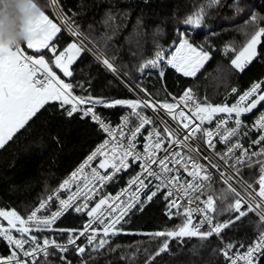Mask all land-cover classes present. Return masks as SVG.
Listing matches in <instances>:
<instances>
[{"label":"snow or ice","instance_id":"obj_1","mask_svg":"<svg viewBox=\"0 0 264 264\" xmlns=\"http://www.w3.org/2000/svg\"><path fill=\"white\" fill-rule=\"evenodd\" d=\"M38 4L41 10L28 29L26 47L0 46V155L11 154L8 168L15 166L21 153L38 156L43 161L39 171L47 166L52 175L65 152L73 154L68 136L74 126L87 124L100 142L89 147L82 162L26 216L15 208H0V217L7 221V227L0 224V241L6 242L0 264H96V257L121 247L113 246L114 238L130 231L132 217L161 198L168 222L173 218L180 222L140 233L149 241L143 264H163L165 255L183 256V246L193 238L201 248L210 249L214 259L179 264H264V112L251 127L243 119L264 107V79L242 91L232 87L224 103L208 102L192 87L182 95L167 90L170 70L196 77L213 49L207 39L196 43L187 29L179 31L176 26L207 28L208 10L221 7L222 0H207L183 20L165 11V0H124L123 7L112 3L99 22L103 31L98 34L94 23L85 30L78 13L68 9L71 15H67L58 0ZM227 6L234 9V16L248 17L242 30L250 27V31H245L246 41L239 49L225 44L217 51L232 53L230 64L238 72L256 61L264 64V6L256 11L255 5L241 0ZM45 7H51L59 24L45 14ZM169 27L174 32L165 45L161 38L167 37ZM64 30L75 38L66 46ZM121 37L124 43H119ZM147 37L153 44L150 57L144 53ZM125 44L138 76L127 65L122 66L127 70L117 65ZM82 53L91 54L92 61L77 78L73 65ZM93 66L96 75L111 74L130 98L94 95ZM146 73L155 74L156 83L164 82V99L156 84L147 87ZM232 94L235 102L229 104ZM100 108L124 114L114 123ZM254 164L259 172L253 178ZM137 165L139 170L129 175L120 191L106 193ZM217 178L222 181L219 189L214 187ZM65 214H86L88 219L82 227H61L57 222ZM245 221L258 229L250 242L231 235ZM139 252L137 246L119 259L139 264Z\"/></svg>","mask_w":264,"mask_h":264},{"label":"trees","instance_id":"obj_2","mask_svg":"<svg viewBox=\"0 0 264 264\" xmlns=\"http://www.w3.org/2000/svg\"><path fill=\"white\" fill-rule=\"evenodd\" d=\"M41 4H47L48 0H37ZM59 5L64 9L67 15H71V12L78 13V21L82 23L83 28L87 29L88 23H94L97 34L103 31L102 25L99 23L104 15L105 10L115 3L118 7H123L124 0H58ZM159 2V0H157ZM241 2H247L255 5V10L264 6V0H241ZM167 4V11L169 14L175 12L180 20H183L187 15L193 14L198 8L207 3V0H165ZM234 0H222L221 7H213L209 9L210 15L208 16L206 23L207 28L201 26L195 28L193 31L192 26H186L179 24V31L188 30L189 36L196 43L202 42L207 39L212 45V56L207 61L204 67L197 73L196 77H183L180 74H176L170 70V74L167 78V90L169 92H179L185 88L192 87L198 95L203 98L207 96L208 102L211 103H224L225 96L231 92L232 87L245 90L253 81L260 80L264 77V64L256 61L249 65L245 71L238 72L232 69L230 64V57L232 53L225 56L222 51L217 49H223L225 44L234 45L237 49L241 47L245 41V31H250L249 28H243L244 20L248 19L247 16L240 18L234 16V9L229 8L227 5L233 4ZM71 9V12H68ZM45 14L49 16L53 22L59 24L52 12L51 7L43 8ZM264 15V13H261ZM232 18V19H229ZM264 26V23L261 24ZM130 27V26H129ZM174 29L169 27L167 37L161 38V43L167 45L171 42ZM212 33H215L213 35ZM127 34V33H125ZM60 35V34H58ZM73 37L63 31L64 46L67 43L73 42ZM144 53L146 57H150L153 52V44L151 37L144 38ZM119 43H124L121 37ZM132 50H135V43L132 44ZM49 55H51L49 53ZM82 58H78L77 62L73 65L77 72V78H79V70L85 67L92 61L91 54H81ZM120 60L117 61V65L124 69L122 66L127 65L128 69H132L134 76L139 74L134 71L133 65L136 63L129 51V46L124 45V49L120 54ZM92 73L96 78L92 82L93 94L104 95L107 97L115 98H130L126 90L118 86V82L114 80L113 76L109 73L101 71L99 75H96V68L93 66ZM69 80V78H68ZM109 81L112 84L109 85ZM157 76L154 74L151 77L144 76V82L148 88H152L153 84H156V90L159 91L161 99H164V92L162 90L163 81L156 83ZM235 94L229 97L228 103H231ZM103 114L116 118L122 111L116 109H99ZM88 120V124H91ZM69 147L72 148L73 154H69L67 151L61 159L59 167L51 170L52 175H49V170L45 166V171L41 173L39 170L42 166V159L38 156H32L21 153L17 159L13 168H8V163L11 159V154L0 155V208L11 209L15 208L19 213L26 216L41 198L46 197L72 170L79 164L84 155L87 154L89 147H95L100 141L92 133L87 124H81L74 126L70 130L68 136ZM27 141H25V144ZM23 147V145L21 146ZM256 165H253L255 171ZM248 174V170L245 169ZM254 175V172L251 174ZM37 177H42L37 181ZM47 185V186H46ZM222 185L216 181L214 187L219 189ZM164 205L162 198L160 201L153 203L143 214H137L131 219V228L128 233H121L118 237L114 238L113 246L116 244L121 247L111 254H105L96 257V264H128L127 260H120L119 257L122 254L127 255L131 251L135 250L137 246L140 248V252L136 257L139 264H143L145 259L144 248L149 247L148 238L140 235V233L151 232L160 230L165 227H171L173 223H179L180 221L173 218V222L169 223L167 216L164 215ZM253 220L258 218L255 214H252ZM83 218L72 214H67L58 223L61 227H81ZM258 233V229L255 223H249L245 221L244 224L234 229L231 233L234 239L244 240L250 242L254 236ZM131 246V248H129ZM175 247V245H173ZM184 255L179 257L164 256L163 264H179L181 260H199L201 257L206 259H214L211 256L210 249L201 248L198 240H193L183 246ZM5 245L0 241V251L4 252ZM191 250V251H190Z\"/></svg>","mask_w":264,"mask_h":264},{"label":"clouds","instance_id":"obj_3","mask_svg":"<svg viewBox=\"0 0 264 264\" xmlns=\"http://www.w3.org/2000/svg\"><path fill=\"white\" fill-rule=\"evenodd\" d=\"M40 10L37 0H0V46L24 45L29 38L28 29Z\"/></svg>","mask_w":264,"mask_h":264},{"label":"built area","instance_id":"obj_4","mask_svg":"<svg viewBox=\"0 0 264 264\" xmlns=\"http://www.w3.org/2000/svg\"><path fill=\"white\" fill-rule=\"evenodd\" d=\"M74 38V37H73ZM173 72H175L174 70H172ZM176 74H179V73H176ZM261 79H264V77H262ZM250 86V85H249ZM248 86V87H249ZM185 89H187V88H185ZM183 91H184V89L183 90H181V91H179V92H175V93H173V94H179V95H182L183 94ZM168 99H169V101L171 100V97H168ZM235 102V100H234V98H233V100L231 101V103H234ZM231 103H229V104H231ZM261 112H264V107H259L258 106V109L257 110H254L252 113H250V114H244L243 115V119H244V123H245V125H247L248 127H251V124L257 119V117L259 116V114L261 113ZM124 114V112L122 111L116 118H111V116H108V115H106V114H104L105 116H108L114 123H118L119 122V117H120V115H123ZM220 116H223V114H219ZM90 122H91V120H89ZM198 123V122H197ZM207 123V122H206ZM211 127L212 128H214L215 127V118H214V120L211 122ZM255 132V130H253V133ZM145 135L147 134L146 132L144 133ZM253 138H255V135H253ZM139 140H140V145H139V147L141 148V150H142V144H143V136H140L139 138H138ZM213 140L214 141H218V137H213ZM245 145H247V141H245ZM221 147H223V146H221ZM82 162V161H81ZM76 166H78V164L76 165ZM75 166V167H76ZM74 167V168H75ZM74 168H73V170H74ZM72 170V171H73ZM139 170V168H138V165L137 166H134V170H133V172L132 173H129V174H124L123 176H122V179L119 181V183H113V184H111L109 187H108V189L106 190V193L107 192H110V193H112V195H115L116 194V192H118V191H120V189L127 183V180H128V178H129V175L130 174H134V172L135 171H138ZM258 172H259V169H258V167L256 166V168H255V171H254V175L252 176L253 178L256 176V175H258ZM71 173V172H70ZM70 173L65 177V178H67L69 175H70ZM247 174V173H246ZM64 178V179H65ZM216 181H218L221 185H222V181L219 179V178H217V180ZM62 182V181H61ZM59 185V184H58ZM58 185L55 187V188H57L58 187ZM54 188V189H55ZM73 190H75L74 188H73ZM50 194V193H49ZM67 195H68V193H65L64 194V198H67ZM45 199L47 198V196L46 197H44ZM203 198H206V197H203ZM39 203V202H38ZM38 203L36 204V206H38ZM181 203H183V201H181ZM34 209V208H33ZM53 211L55 210V208H53L52 209ZM65 215H67V214H65ZM73 215V214H72ZM75 216H79V217H82L83 218V222L84 221H86L88 218H87V216H86V214H84L83 216H81L80 214H74ZM63 219V217H61L59 220H58V222L57 223H59L61 220ZM83 222H82V225H81V227L83 226ZM0 224H3V226H5V227H7V221H4L3 220V218L2 217H0ZM18 235V234H17ZM258 235V233L254 236V238L253 239H255V237ZM4 245H6V242H3V241H1ZM0 252H2V251H0ZM6 254V253H5Z\"/></svg>","mask_w":264,"mask_h":264},{"label":"crops","instance_id":"obj_5","mask_svg":"<svg viewBox=\"0 0 264 264\" xmlns=\"http://www.w3.org/2000/svg\"><path fill=\"white\" fill-rule=\"evenodd\" d=\"M24 47H26V45H24ZM54 70L57 72L58 75L61 76V78L65 79L66 82L68 81V78L63 77V74L60 73L58 69H54Z\"/></svg>","mask_w":264,"mask_h":264},{"label":"rangeland","instance_id":"obj_6","mask_svg":"<svg viewBox=\"0 0 264 264\" xmlns=\"http://www.w3.org/2000/svg\"><path fill=\"white\" fill-rule=\"evenodd\" d=\"M54 16H55V18L57 19V17H56V15L54 14ZM58 21V20H57ZM59 22V21H58ZM60 23V22H59ZM195 28H192V30L191 31H193ZM73 39H75V38H73ZM174 50V49H173ZM180 75H182V74H180Z\"/></svg>","mask_w":264,"mask_h":264}]
</instances>
